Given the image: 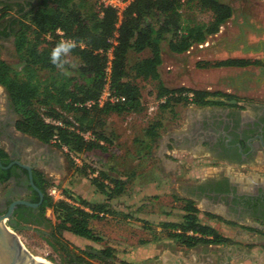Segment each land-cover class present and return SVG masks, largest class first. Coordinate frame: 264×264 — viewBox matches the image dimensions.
<instances>
[{
  "label": "trees",
  "instance_id": "16d2710c",
  "mask_svg": "<svg viewBox=\"0 0 264 264\" xmlns=\"http://www.w3.org/2000/svg\"><path fill=\"white\" fill-rule=\"evenodd\" d=\"M32 1L34 6L15 20H5L12 9L9 5L0 8V27L2 21L5 23L0 36L11 33L20 63L19 69H15L0 56V87L5 90L17 117L15 129L44 145L59 150L65 148L67 157L93 150L104 151L107 140L103 127L109 115L141 113V94L139 87L133 83L135 80L155 82L156 97L163 99L159 108L170 113L177 104H192L200 108L216 104L209 102V98L226 96L184 87L166 89L158 72L163 43H166L170 53L184 54L216 35L232 17L231 7L219 0H135L123 11L120 20L115 10L100 7V0ZM184 6L209 13L210 21L197 23L184 20L181 13ZM57 30L62 32L61 37L56 34ZM60 38L72 40L77 45L69 55L74 58L75 67H71L72 64L66 66L70 75L63 74L50 61V52ZM112 40L115 44L111 43ZM110 49L109 87L113 94L123 96L124 101L102 106L94 103L86 107L85 103L98 100L104 88ZM145 51L149 52L148 57L128 66L131 53ZM200 65L203 68H244L261 63L226 59ZM188 93H192L190 100L186 96ZM44 118L62 125L45 123ZM161 127V122L154 121L146 128L147 150L159 138ZM76 131L89 133L93 139L85 140ZM2 157L6 155L0 151ZM91 174L90 183L105 197L103 203H90L73 196L66 189L62 190L66 201H53L47 194L48 181L42 173H34V185L43 194V199L39 206L40 220L32 224L42 228L40 237L50 249L64 256L62 264H94L91 260L108 264L114 260L111 248L74 254L61 240L63 233H69L86 241L100 242L101 237L93 233L89 222L98 219L101 214H108L110 210L106 204L124 192L125 181L112 178L103 171H92ZM182 203V216L178 222L159 224L160 231L173 245L186 250L199 246L233 245L231 239L200 221L194 202L182 200ZM47 209L52 211L53 221L45 217ZM17 214L16 211V223H8L15 232L27 224Z\"/></svg>",
  "mask_w": 264,
  "mask_h": 264
},
{
  "label": "rangeland",
  "instance_id": "374dc122",
  "mask_svg": "<svg viewBox=\"0 0 264 264\" xmlns=\"http://www.w3.org/2000/svg\"><path fill=\"white\" fill-rule=\"evenodd\" d=\"M219 1L231 7L232 17L220 27L216 35L180 55L170 53L166 43L161 45L158 72L164 88L171 90L184 87L232 94L236 93L239 86L243 88L242 97L251 96L253 90L257 95L260 94L259 90L264 91V70L256 65L244 69L201 67L200 64L205 62L215 63L226 59L259 61L264 58V0ZM181 13L184 20L197 23L210 21L209 13L200 12L191 6H184ZM0 56L10 66L19 69L13 41H0ZM148 56V51L131 53L128 66ZM68 60L69 65L75 62L72 57H68ZM70 74L67 72V75ZM133 83L140 89L143 110L137 114H111L106 118L103 127L107 140L104 151L93 150L67 157L65 150L50 145L36 144L33 147L35 153L30 160L37 161L38 169L48 181L47 193L52 186H56L90 203H103L105 197L90 183L92 171H103L112 178L126 182L123 194L106 204L109 213L101 214L90 222L93 233L101 237L100 242L78 240L65 233L61 240L74 254L82 251L95 253L111 248L114 260L108 264H184L186 261H195L197 264L199 260L208 259L210 264H214L210 260L212 258L207 257L206 248H178L166 239L159 228L160 223L178 222L182 216L180 209L184 199L179 187L192 184L214 172L209 167H215V163L191 161L188 155L174 151L170 145L164 160L176 163L178 169H167L162 155L156 152L169 133H176L185 126L182 115L200 108L192 104H177L174 114L161 110L159 105L163 99L158 100L156 97L155 82L135 80ZM3 94L0 88V95ZM154 121L161 122L162 127L159 138L147 150L145 146L148 140L144 134ZM198 218L222 236L229 237L233 246L238 248L250 249L260 242L264 243V240L244 235L237 227L207 220L201 213ZM40 230L24 226L19 232L13 231L28 251L52 264H62L64 256L50 249L40 237ZM91 262L104 264L98 260Z\"/></svg>",
  "mask_w": 264,
  "mask_h": 264
},
{
  "label": "flooded vegetation",
  "instance_id": "af4514ba",
  "mask_svg": "<svg viewBox=\"0 0 264 264\" xmlns=\"http://www.w3.org/2000/svg\"><path fill=\"white\" fill-rule=\"evenodd\" d=\"M0 4V8L5 5L12 8L5 20H15L28 12L35 2L0 0ZM4 26L2 21L0 31ZM7 32L9 33V29ZM9 40L13 41L11 33L0 36V41ZM259 62L261 65L255 67L264 70V58ZM0 88L4 92L0 95V144L6 153V157L0 158V215L5 214L13 202L25 201L38 205L35 208L16 205L8 223L13 222L16 211L21 220L37 222L40 220L39 206L42 201L40 202L38 193L30 185L27 170L22 167H30L34 185V173L40 171L37 161L25 160L22 153L23 148L27 146L32 156L35 153L34 144L14 134L17 131V117L5 90ZM262 91L259 90L260 94L257 95L253 90L249 97H242L238 90L232 94L221 93L226 96L215 98L219 100L214 102L215 105L200 107L199 117L188 125L185 131L174 135L171 147L182 151L200 145L203 153L207 154L206 158L216 165L212 174L187 186H180L182 198L194 202L199 213L207 220L219 225L237 227L244 235L264 240ZM5 176L8 177L3 181Z\"/></svg>",
  "mask_w": 264,
  "mask_h": 264
},
{
  "label": "crops",
  "instance_id": "0c3cea01",
  "mask_svg": "<svg viewBox=\"0 0 264 264\" xmlns=\"http://www.w3.org/2000/svg\"><path fill=\"white\" fill-rule=\"evenodd\" d=\"M238 87L236 88L239 91L238 94H241L243 88H240V87L238 88ZM200 113H201V110H191L189 113L182 115L181 118H182L183 122H185V126L181 130L177 131L176 133H169L168 136L166 137V140L164 141V143L162 145L158 146L160 148H158L156 150L157 154L162 155L163 160H164V155L168 154V148H169L168 146L169 145L172 146V144H173L174 135L180 133L181 131H185L187 126L190 125L192 122H194L199 117ZM14 134L17 136H20L22 138H25L29 142H33L34 145L42 144L38 140L31 138L27 135H24L18 131H15ZM42 145H44V144H42ZM173 150L177 151V152H181L183 155H188V157L191 161L197 160V162H200V161L204 162V163L210 162V160L206 158L207 154L203 153V148L200 145H196L192 149H189V150H182V151L177 150V149H173ZM0 151H2L6 155V153L3 150L2 144H0ZM22 153L24 154L23 158L25 160H27V161L30 160L31 155H30L29 147H27V146H26V148L24 147L22 150ZM164 165L167 167V169H172V170L178 169L177 164L174 162L164 160ZM209 169H211L212 171L216 170L215 167H212V168L209 167ZM38 172H40V171H38ZM1 196H2V191L0 189V201H1ZM45 217L47 219L53 221V214H52V211L50 209H47L45 211ZM91 221L92 220H90V222ZM90 222H89V227H90ZM13 223L14 224L16 223V219L13 220ZM24 226H32V227H35L37 229L42 230L41 227H37V226L33 225L31 222H27V224H23V227ZM65 234H68L69 236H72L75 239L84 241V239L75 237L69 233H65ZM263 246H264V243L260 242L258 244V246L250 248V249L249 248H241V247L238 248V246H233V245H230V246H222V245L199 246V247L206 248L204 251L207 254L208 258H212L210 260H212L214 264H264V247ZM189 250H192V249H189ZM211 253H212V255H211ZM206 254H204V255H206ZM210 263H211V261H209V259H208V261L199 260L197 262V264H210ZM184 264H196V262L194 261L193 263L192 262L187 263V261H186Z\"/></svg>",
  "mask_w": 264,
  "mask_h": 264
},
{
  "label": "water",
  "instance_id": "95a60500",
  "mask_svg": "<svg viewBox=\"0 0 264 264\" xmlns=\"http://www.w3.org/2000/svg\"><path fill=\"white\" fill-rule=\"evenodd\" d=\"M209 102H217V99H208ZM28 172L30 185L38 193L40 202L43 194L32 183L31 169L29 166H22ZM25 205L37 207L38 204H31L25 201L13 202L5 214L0 215V264H52L36 254L28 251L21 243L17 234L6 223L12 216L13 209L16 205ZM94 253V252H93Z\"/></svg>",
  "mask_w": 264,
  "mask_h": 264
},
{
  "label": "built area",
  "instance_id": "2783aa9c",
  "mask_svg": "<svg viewBox=\"0 0 264 264\" xmlns=\"http://www.w3.org/2000/svg\"><path fill=\"white\" fill-rule=\"evenodd\" d=\"M135 0H100L99 1V6L103 7V8H111L113 10L116 11L117 16L119 18V20L121 19L122 13L123 11ZM182 2L184 0H181ZM56 34L61 37L63 34L61 31L57 30ZM63 38H60V40H62ZM112 44H115V42L112 40L111 41ZM108 62H107V67H106V77H105V85L104 88L101 92L100 97L98 98V100L96 102H87L85 103L86 107H90L91 105H94V103H96L98 106H102L105 103H110V104H119L122 103L124 101V97L120 96V95H115L111 92L110 87H109V76H110V60H111V49L108 51ZM188 100H190L192 98V93H188L186 94ZM163 102V100H162ZM44 122L45 123H50L53 124L55 126H61L62 124L58 121H53L49 118H44ZM78 134H80L85 140H92L93 137L89 134V133H80L79 131H76ZM63 150L66 151L65 148H63ZM48 196L53 200V201H62L65 200L64 194L62 192V190H60L59 188H57L56 186H52L49 190H48Z\"/></svg>",
  "mask_w": 264,
  "mask_h": 264
},
{
  "label": "clouds",
  "instance_id": "9594fccd",
  "mask_svg": "<svg viewBox=\"0 0 264 264\" xmlns=\"http://www.w3.org/2000/svg\"><path fill=\"white\" fill-rule=\"evenodd\" d=\"M76 46L74 41L62 39L50 52L51 63L65 75H67L66 66L69 65L68 57ZM71 67L74 68L75 65H71Z\"/></svg>",
  "mask_w": 264,
  "mask_h": 264
}]
</instances>
